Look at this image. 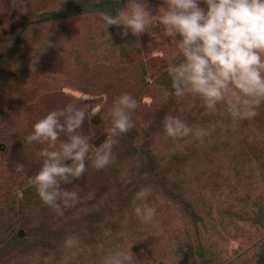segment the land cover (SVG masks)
<instances>
[{"label":"trees","instance_id":"1","mask_svg":"<svg viewBox=\"0 0 264 264\" xmlns=\"http://www.w3.org/2000/svg\"><path fill=\"white\" fill-rule=\"evenodd\" d=\"M127 4L0 0V264H64L69 234L81 242L71 264H103L102 243L105 252L133 244L139 264H264V104L233 129L223 107L209 113L198 97L171 95L167 69L181 56L163 26L150 21L147 32L122 37L123 25L101 19ZM145 4L151 15L165 6ZM123 93L140 104L134 127L113 138V163L97 170L89 162L82 178L62 185L80 202L59 214L30 183L47 145L25 137L49 112L87 99L81 105L94 115L81 131L92 126L99 146ZM169 114L211 135L203 144L190 138L181 151L164 133ZM147 186L151 224L134 212V194Z\"/></svg>","mask_w":264,"mask_h":264},{"label":"clouds","instance_id":"2","mask_svg":"<svg viewBox=\"0 0 264 264\" xmlns=\"http://www.w3.org/2000/svg\"><path fill=\"white\" fill-rule=\"evenodd\" d=\"M163 3L159 13L151 15L145 0H128L115 16L101 13V19L107 27L123 25L122 37L128 35L129 29L137 37L147 32L150 21L162 25L165 36L175 42L181 56L167 69L170 94L176 98L198 97L209 113L223 107L231 117L233 129L255 119L264 104V0H203L206 7L200 6L201 0ZM81 102L78 107L69 104L49 112L25 137L29 144L47 145L37 154L42 164L30 183L42 202L59 214L80 202L78 192L62 185L82 178L89 162L97 170L113 163V138L134 127L132 112L140 107L139 101L128 93L116 96L109 112L110 124L104 129L106 139L95 146L91 143L96 137L95 129L90 126L87 133L81 131L85 119L90 120L94 113L89 112V103ZM163 127L165 135L181 151L190 138L203 144L211 135L206 127L194 128L171 114L164 117ZM69 160L71 164H66ZM14 169L23 172L24 164L14 163ZM151 191L147 186L134 194L135 215L146 224H151L156 216V209L147 203ZM132 245L127 250L109 248L105 252L102 243L98 250L103 264H139L140 260L130 251ZM63 247L64 264H71L81 252L79 236H66Z\"/></svg>","mask_w":264,"mask_h":264},{"label":"rangeland","instance_id":"3","mask_svg":"<svg viewBox=\"0 0 264 264\" xmlns=\"http://www.w3.org/2000/svg\"><path fill=\"white\" fill-rule=\"evenodd\" d=\"M57 101H55V103H56Z\"/></svg>","mask_w":264,"mask_h":264}]
</instances>
